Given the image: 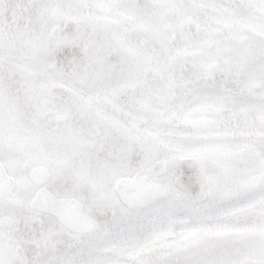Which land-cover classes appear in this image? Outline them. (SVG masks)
Listing matches in <instances>:
<instances>
[{"label": "snow or ice", "instance_id": "6c2138e0", "mask_svg": "<svg viewBox=\"0 0 264 264\" xmlns=\"http://www.w3.org/2000/svg\"><path fill=\"white\" fill-rule=\"evenodd\" d=\"M0 264H264V0H0Z\"/></svg>", "mask_w": 264, "mask_h": 264}]
</instances>
